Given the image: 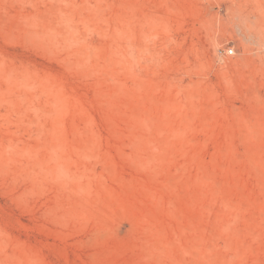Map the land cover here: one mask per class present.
Returning <instances> with one entry per match:
<instances>
[{
	"label": "rangeland",
	"instance_id": "rangeland-1",
	"mask_svg": "<svg viewBox=\"0 0 264 264\" xmlns=\"http://www.w3.org/2000/svg\"><path fill=\"white\" fill-rule=\"evenodd\" d=\"M0 264H264V0H0Z\"/></svg>",
	"mask_w": 264,
	"mask_h": 264
},
{
	"label": "built area",
	"instance_id": "built-area-1",
	"mask_svg": "<svg viewBox=\"0 0 264 264\" xmlns=\"http://www.w3.org/2000/svg\"><path fill=\"white\" fill-rule=\"evenodd\" d=\"M226 52L232 54V53L235 52V49H234V47H232V48H227V49H226Z\"/></svg>",
	"mask_w": 264,
	"mask_h": 264
}]
</instances>
